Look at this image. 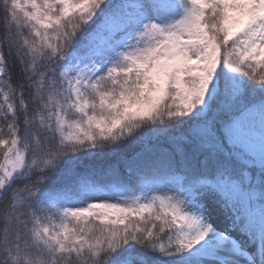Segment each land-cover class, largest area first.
<instances>
[{"label":"snow or ice","instance_id":"obj_1","mask_svg":"<svg viewBox=\"0 0 264 264\" xmlns=\"http://www.w3.org/2000/svg\"><path fill=\"white\" fill-rule=\"evenodd\" d=\"M0 264H264V0H0Z\"/></svg>","mask_w":264,"mask_h":264}]
</instances>
